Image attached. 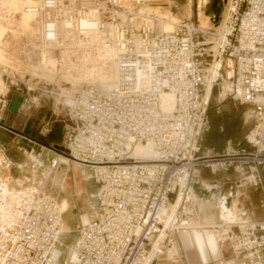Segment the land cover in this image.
Wrapping results in <instances>:
<instances>
[{
  "label": "built area",
  "instance_id": "1",
  "mask_svg": "<svg viewBox=\"0 0 264 264\" xmlns=\"http://www.w3.org/2000/svg\"><path fill=\"white\" fill-rule=\"evenodd\" d=\"M158 1L37 0L31 7L40 46L96 30L115 51L114 87H81L59 144L49 149L26 138L38 147L27 154L32 169L43 167L45 149L88 166L105 213L78 227L64 257L54 258L63 212L37 184L18 195L0 227V264H154L200 213L194 184L203 167L232 171L238 185L259 190L264 211V0H226L210 41L190 18L173 31L159 30L156 16L141 11ZM227 61L232 74L222 100L249 105L253 123L242 139L212 153L202 143ZM165 93L174 97L171 111L162 108ZM138 142L153 144L152 161L132 154ZM54 160H45L41 178ZM243 221L221 224L232 264H264V218Z\"/></svg>",
  "mask_w": 264,
  "mask_h": 264
},
{
  "label": "rangeland",
  "instance_id": "2",
  "mask_svg": "<svg viewBox=\"0 0 264 264\" xmlns=\"http://www.w3.org/2000/svg\"><path fill=\"white\" fill-rule=\"evenodd\" d=\"M17 1L0 0V61L3 58H8L5 68H2L0 65V69L5 70L1 74V84L3 87L5 85L6 88L3 93H0V99L9 101L13 95L21 97L23 99L21 106L24 105L22 112L29 116L30 120L35 124H38L37 129L42 130V128L51 127L52 131L47 135V138L54 136L60 138L66 127L72 125L69 117L71 101L69 102L68 98L74 96L85 84L74 89L69 82L61 78V74L59 73L53 79L44 77L39 68L42 46L39 44L37 35L34 37L39 27L37 16L35 21L32 17L33 22L30 29L23 27L20 21L24 12L17 7L14 8ZM163 1L164 3L158 1L150 5H143L144 10L143 8L141 10L152 16H159L160 12L168 9L171 12L169 25L172 28L174 27V29H176V25L182 19L189 18L194 24L202 27L200 24L199 0H177L172 3L170 0ZM215 1L218 5L216 13L220 15L226 0H208L205 5V9L208 11L206 18L209 14L212 15L215 12L213 10ZM11 13L16 14L14 20L10 18ZM218 21L219 17L215 16L214 21L206 22L204 28H206L209 34H206V32L204 34L205 37L212 38L210 33L216 31V27H213V25L217 26ZM155 26L159 29L157 21ZM60 51L61 49L53 47L46 49V54L49 56L48 65L54 66L55 59L56 68L60 67ZM89 52L90 61L88 62V67L92 71V78L100 77L102 73L103 77L100 78L101 83L103 85L109 84L113 71L112 66L107 63V59L99 57L95 50H90ZM228 71H231L232 74L230 61L229 63L228 61L226 62L222 77L212 91L209 111L214 119L219 117L220 120L227 123L234 120L237 121L236 137L242 139L248 128L252 125L253 120L249 117V105H241L229 98L222 100L219 97L221 91L223 89L226 90L225 82L231 77V75H227ZM217 108H219L218 113L216 112ZM39 119L42 121H39ZM46 123H48V126L45 125ZM211 131L212 126L209 125V129L204 133L203 147L211 148L206 146L205 143V135ZM28 145L32 146L31 143H28ZM46 147L52 149V146ZM215 152H217V149L212 151V153ZM46 153H49V159L51 157L55 159V163L51 169L47 167L48 169L43 172V178H41L40 172L46 165L45 156L38 161L43 165L39 169H32L31 163L28 160V166L25 168L26 172L23 174L26 177L16 183L13 181L10 187L16 190H25L27 187L38 184L45 195L52 197L58 202L61 212H63L61 217L62 232L56 244L57 249H55L53 257L56 258L60 253L59 259H61L72 244L77 228L88 221L102 216L105 213V209L98 203V186L93 179L92 170L88 166L76 164L61 155H57V152L53 153L44 150V154ZM226 174L228 175L229 172ZM226 174L222 171L211 172L207 167L202 168L198 178H196V183H198V187L200 188L197 198L199 196L203 198L202 201L199 199L200 211L208 207V215L215 212L218 215L220 209L219 195H228L231 191L230 182H228ZM247 187H249L247 189H252L249 185ZM250 201H252V204H256L257 200L250 196ZM247 221L257 222L254 220ZM221 223L222 221H216L214 224L217 226ZM215 228L218 229L217 227ZM163 258L164 255L159 257L154 264L163 262Z\"/></svg>",
  "mask_w": 264,
  "mask_h": 264
},
{
  "label": "crops",
  "instance_id": "3",
  "mask_svg": "<svg viewBox=\"0 0 264 264\" xmlns=\"http://www.w3.org/2000/svg\"><path fill=\"white\" fill-rule=\"evenodd\" d=\"M170 1L172 3L177 0ZM1 85L0 93H3L6 88L5 85L4 87ZM9 102L10 100L0 99V193L1 191L4 193L15 191L16 189L10 187L12 182L14 181L16 183L26 177L23 174L26 172V166H28V151L38 150L36 145H28L29 142L26 138L37 141L45 146L57 145L62 140V137L58 138L57 136L47 138L49 133H44L41 129L38 130V124H35L32 120H30L29 116L22 112L24 105L21 106L15 113L9 111ZM216 112H219V108L216 109ZM39 121L42 120L39 119ZM220 130H222V126H220ZM236 134L237 132L228 138L224 142L222 148L217 150L215 153H221L228 140H238ZM207 149H211L213 151L215 148L211 147ZM47 151L50 152L49 150ZM43 156H45L44 160L50 158L49 153L44 154V150L42 152V157ZM228 172V175L226 174L227 172L223 173L227 175L231 191L228 195H219V198L224 199L223 197L230 196V210L231 212L232 210H239L240 219L254 221L262 220L264 218V211L258 206L261 192L259 190L253 192L254 189H247L249 188L247 185H238L236 174L232 171ZM250 196L256 198V204H252ZM220 199L218 201L222 200ZM202 200L203 198H201V201ZM207 208L200 211L195 219L198 224H214L216 221H221L220 209L218 215L216 212L208 215L207 212L209 209ZM207 228L213 230L214 227ZM210 230L198 227L194 229L189 228L177 233L174 239L176 251L171 256H168L166 253L162 259L163 262L158 264H217L219 261H226L230 264L235 263L236 258L233 256L225 239L218 237Z\"/></svg>",
  "mask_w": 264,
  "mask_h": 264
},
{
  "label": "bare ground",
  "instance_id": "4",
  "mask_svg": "<svg viewBox=\"0 0 264 264\" xmlns=\"http://www.w3.org/2000/svg\"><path fill=\"white\" fill-rule=\"evenodd\" d=\"M159 1H162V3H164L163 0H159ZM207 2L208 0H199L198 2L200 6V22H201L200 24L202 26L200 27L198 25V29L204 31L205 33L207 32L206 28H204V26L206 25V22H211L212 20L211 14L208 15L207 17L208 19L206 18V14L208 13V11L205 9V5L207 4ZM36 4H37V0H18L17 3H15L14 5V8L17 7L18 9L24 12L20 23L26 29L31 28L32 22H33L32 17L34 21L36 19V13L31 10V7H33ZM170 14L171 12L168 9H165L163 12L159 13V16L158 15L156 16L157 26L159 27L161 31L169 32L170 30L171 31L174 30V27L172 28V26L169 25ZM15 15H16L15 13L14 14L11 13L10 18L14 20ZM213 27H216V25L214 24ZM38 30L39 29L36 30L37 33L34 34V37L38 34ZM211 39H212L211 37L208 38L209 41ZM52 47L61 49L60 51L61 58L59 60L60 62L59 68H56L55 59H54L55 61L54 66L48 65L49 56L46 54V49H50ZM90 50H95L99 57H102L103 59H107L108 60L107 63L110 64V66H112L113 71H112V76L110 79L111 81L109 82V84L103 85V83H101L102 81L100 80V78L103 77L102 73L100 77H97L95 79L92 78V73H91L92 71L88 67V62L90 61V52H89ZM7 63H8V58H3L0 61V65L2 66V68H5L6 66L5 64ZM39 68L42 71V74L44 75V77L47 79H53L56 76V74L59 73L61 74V78L69 82L72 88L74 89L81 86L82 84L91 83L93 85H97L98 89L101 91H107L114 87V82L116 79V71H117V67L115 63V51L112 48L104 47L101 33L96 30L91 31L83 36L73 35L72 37H70V35L68 34H62L61 39L55 42L54 44L50 45L49 47H42V50L40 53ZM4 71H5L4 69H0L1 81H2L1 74ZM227 75L230 76L231 71H228ZM209 90L210 88L208 87L207 94L209 93ZM225 92L226 90L223 89L219 97L223 99ZM72 99H73V96L68 98L69 102L71 101V105H72ZM161 105H162L163 110L171 111L174 106L173 95L170 93H165L162 96ZM132 154L137 158H142L148 161H152L153 158L155 157V149L151 142H146V143L138 142L137 144H135ZM65 158L68 159V157H65ZM73 162L76 164L86 166L80 163L79 161H73ZM54 163H55V160H54ZM52 167L53 166H50L48 168L51 169ZM195 184L196 186L198 185V183H195ZM33 187L34 186L27 187L25 188V190H20V191L15 190L12 192H7V193H4L1 191L0 193V227L3 226L6 220V217L8 215V211L11 205L13 204V202L18 197V195L26 194ZM38 187L41 188L40 185H38ZM224 201H225V198L220 201L222 202L220 205V214H221L222 223L223 224L236 223V224L241 225V223L244 222L243 221L244 219L239 218V210L237 211L232 210L231 212L230 207H227L225 204H223ZM178 203H179V197L176 200L175 204L172 205L171 210H174L175 207H177ZM58 207H59V210L61 211L59 204H58ZM61 224H62V218L59 221V227H58L59 232H62ZM221 224L217 226L215 224L202 225V224H198L195 220H193L190 223V228L194 229V228L202 227V228H206L210 230V228H207V227H214V229L210 231H212L218 237L224 239V234L227 228H225ZM215 227H219L220 229H216ZM175 251H176V244L173 242L172 246L167 249L166 253L168 256H171L174 254Z\"/></svg>",
  "mask_w": 264,
  "mask_h": 264
},
{
  "label": "trees",
  "instance_id": "5",
  "mask_svg": "<svg viewBox=\"0 0 264 264\" xmlns=\"http://www.w3.org/2000/svg\"><path fill=\"white\" fill-rule=\"evenodd\" d=\"M209 121L212 126V131L205 135L206 146L220 150L224 142L237 132L238 123L235 120L227 123L226 121L220 120L219 117L214 119L210 115V111ZM220 126H222V130H220Z\"/></svg>",
  "mask_w": 264,
  "mask_h": 264
},
{
  "label": "water",
  "instance_id": "6",
  "mask_svg": "<svg viewBox=\"0 0 264 264\" xmlns=\"http://www.w3.org/2000/svg\"><path fill=\"white\" fill-rule=\"evenodd\" d=\"M23 99L17 95H13L12 98L10 99L9 105H8V110L11 111L12 113H15L18 111L19 107L21 106ZM71 158V157H70ZM194 188H198V185L194 184ZM222 202H220L221 205ZM227 207H229L230 204V197L225 198L224 203Z\"/></svg>",
  "mask_w": 264,
  "mask_h": 264
},
{
  "label": "flooded vegetation",
  "instance_id": "7",
  "mask_svg": "<svg viewBox=\"0 0 264 264\" xmlns=\"http://www.w3.org/2000/svg\"><path fill=\"white\" fill-rule=\"evenodd\" d=\"M215 2H216V1H215ZM213 4H214V3H213ZM217 7H218V5H217V2H216L215 5H214V7H213V10H214L215 12L212 13V17H214V18H215V16H219V14L216 13ZM215 13H216V14H215Z\"/></svg>",
  "mask_w": 264,
  "mask_h": 264
}]
</instances>
